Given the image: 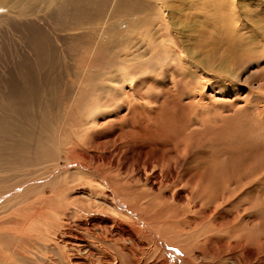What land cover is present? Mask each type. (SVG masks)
Listing matches in <instances>:
<instances>
[{"label":"bare ground","instance_id":"6f19581e","mask_svg":"<svg viewBox=\"0 0 264 264\" xmlns=\"http://www.w3.org/2000/svg\"><path fill=\"white\" fill-rule=\"evenodd\" d=\"M183 2L156 1L155 17L161 22L150 30L153 50L119 54L114 62L100 52L99 44L118 27L110 28V35L95 36L93 49L86 45L90 52L79 57L78 74L70 79L61 64L62 33L76 37L72 31L79 23L70 22L78 16V0H0V264H49L51 256L65 264H169L164 242L178 244L186 254L200 244L232 260L230 264L242 259L255 264L251 257L264 251V222L255 229L238 227L240 213L225 211V191L234 182L253 178L262 165L237 174L226 167L215 170L212 164L194 165L188 156L181 157L190 145L176 147V153L172 139L182 136L188 124L190 135L210 128L211 118L220 120L239 106L232 109L237 93L223 84L227 79L237 82L236 61L249 57L264 30L248 25L236 0H212L216 5L209 18L194 28L197 41L203 38L206 44L204 39L211 36L204 26L209 25L228 51L209 56L190 40L195 35L178 30L181 21L176 24L168 17V12L180 14L181 6L204 15L209 0ZM123 6L124 0H111L109 20ZM182 13L186 19V11ZM245 37L250 39L239 45ZM147 41L140 35L139 49ZM187 78L220 83L212 89L211 105L199 102L204 86L195 85L196 96L192 91L171 94L181 86L180 79L187 85ZM253 93L248 91L246 98ZM215 95L221 100L215 101ZM35 165L40 168L32 172ZM258 203L250 208L252 214L264 213V200ZM201 217L207 230L199 223ZM192 225L194 238L188 233ZM249 244L257 249H245ZM189 260L187 264H198Z\"/></svg>","mask_w":264,"mask_h":264},{"label":"rangeland","instance_id":"374dc122","mask_svg":"<svg viewBox=\"0 0 264 264\" xmlns=\"http://www.w3.org/2000/svg\"><path fill=\"white\" fill-rule=\"evenodd\" d=\"M132 1L131 0H124V6L119 9V12L116 15V19L111 21V20H109L110 15H109V12L107 11L109 6L111 5V0H106V1L105 0H100V1L99 0H78V4H80V9H81V10L79 9L78 16H74L73 18H71L72 21L69 19L70 17L67 19V21H64L66 23L70 22V21H71L70 23H72L74 21L79 23V26H77L72 31L75 33L76 37L72 38V40H71V39H69L70 36L68 34L62 33V45H61V47H62V51L64 52V55H63L61 64H62V68L68 69V76L70 79H72L73 75L77 76V74H78L79 69L75 66V64L79 60V57L88 56V54H89L88 52H90V51L87 48H90V50L93 49L95 46L94 43L96 41V38H99V39L103 38L105 36V33L108 34L109 32H111L108 30L110 28L115 29L118 27L117 29H115L118 31L112 30L111 39H110V37H104L102 39L103 42H101L102 40H100L99 44L101 45L100 52L106 56L112 57L114 59V62L118 61V58H120L119 54L121 55L123 53H133V52L139 53V51H141V50L148 52V51H151L155 48V42L156 41L154 40V35L150 32V30L153 31L154 26L156 24H158V22L159 23L161 22V19L159 20L157 18L158 16L155 15V14H157V12H156L157 10L155 11V9H157V8H155V6H157V4H155L157 0H148V3H147V0H145V1L139 0V1L145 2L144 4H143V2L139 3L138 0L137 1L132 0ZM177 1H178V4H180V5H182L184 3L183 0H177ZM211 1L212 0H209V8H208V10H205L206 14H204V15H201L199 10L194 9L193 11H187L184 6H181V11L182 12L186 11V13L188 14V17L186 19H183V13L182 12L180 14H178V12H168V17L170 19H172V17H173V20L175 21L176 24L181 21V23L177 27L178 30L185 32V33H189V36H190V34H192L191 36L195 35L196 37H195L194 41L192 38L190 40H192V42H194V43L197 42V44L200 46V49L201 50L204 49L203 51L206 52L209 56L216 55V58H217V56L219 57L220 53L224 54V51H228V50H226L227 46L225 45L224 42H221L220 38L215 39L213 37V36L216 37V35L218 36L219 33L217 31H215L211 26L205 25L204 26L205 30L209 31V34L207 33L208 36H211V37L206 38L207 40L204 39L206 41V44H205L203 42V38L201 40H199L200 39L199 38L197 41L198 35H197V32L194 30L197 23L204 21V20L209 18V16L207 14L211 13V10L216 5V4H211L212 3ZM92 2L93 3L95 2V4H93ZM104 3H106V4H104ZM65 4L63 6V9L67 11L70 6L67 4L65 5ZM236 4H238V7L240 9L239 11H241V12L246 11L247 15L245 16V18L250 22V23H248V25L251 26V28L255 29L252 25H254L256 23V25L261 26L264 30V27H263L264 26V12H263L264 11V0H236ZM145 5H148V6L152 5V6H150L151 8L150 7L146 8ZM101 6H102V8L100 9ZM96 8H97V10H96ZM239 11H237L236 15H238V17L240 18L239 20H241V18H243L242 17L243 15ZM88 14L89 15L91 14V15L89 16ZM155 16H157V17H155ZM117 19L119 21H117ZM120 20L122 21L121 23H119ZM66 23H63V24H66ZM108 23H111L112 26L110 27V25H108ZM113 23H115V24L119 23V25H113ZM107 25L109 26L108 28L105 27ZM122 25H124V26H122ZM142 25L145 28L142 29ZM68 26H69V24H68ZM106 29L108 31H106ZM82 32H85L86 35H85V33L83 34ZM92 32H94V33H92ZM81 34H83L85 37ZM109 35H110V33H109ZM140 35H143L146 39H148L146 45L143 46L141 49H139L140 48V46H139V36ZM156 35L159 36L160 34H156ZM87 36H88V38H87ZM93 36H94V38L96 36V38L94 39ZM258 38H259V42L253 43L254 49L250 50L249 57H247V55H245L243 60L236 61L235 67H236V69L239 68L237 70V74H238L237 75V82L233 83L234 80L227 79L224 82L225 84H223L227 88L232 89L233 92L237 93V96L234 99L236 104L235 105L231 104L232 109L234 106H237V104L239 106L235 107V110L231 111V114H230V112H228V114L223 116V118L220 120L214 119L215 117L211 118L210 119L211 120L210 121V126H211L210 128L207 127V128L200 129V130L196 131L195 134L190 135V131L192 130V126L190 124H188L189 129L187 130V127L185 129H183V133L181 134L182 136L172 139V144L175 143V149H176V147L181 149L188 144L190 145V147H188L189 149H188L187 153L184 152V156H181V157L185 158L186 156H188V158H190L188 160H191L192 164L194 163V165H198L199 163L212 164L213 166L216 165V168L215 167L211 168V169L215 168V170H217V168H219V167H226V170H228L227 172L231 171V173H233V174H237V173L242 172L243 169H241V168L253 166L255 164L262 165V167L259 169V172H257L256 174L253 175V178L254 177H256V178L253 179L251 176L250 178H248L249 181L247 179H243V180H241V183H243V184H241V183L235 184V182H234L232 186L230 185V187L232 189L228 186L226 191H225L227 199H229V201H227V199H226V202H228V203H227V207L225 208L226 209L225 211H226V213L230 214V216H232L233 213H236L237 215L240 213L238 215V219L236 220V225L240 228H243V229L245 226L247 228L255 229V227H257V225H260L264 222V213L253 212V214L255 215L254 216L252 214L253 210L250 209V208H254V207L258 206L257 205V204H259L258 200H259V202L264 200V190H263L264 189V186H263L264 185V183H263L264 182V119H263L264 118V33L260 32ZM78 39H79V42H78ZM88 39H90V40L94 39L93 40L94 42L93 41L90 42V40L87 41ZM249 39L250 38H248V37H245V39L242 38L240 40L242 42L239 41V45H242L245 40L248 41ZM156 40H157V38H156ZM127 41H128V46H126V45L124 46V43ZM66 42H67V44H66ZM105 42H106V44H105ZM78 44L80 45L79 47H78ZM90 44L92 45V47H90ZM86 45L87 46L89 45V46L87 47ZM131 49H133V51ZM237 51L238 52H244L242 50H237ZM230 54H232V53H230ZM136 55H139V54H136ZM76 56H77V59L75 60ZM181 82H182V80L180 79L179 84L182 87L180 86L178 88V90H175V92H172L171 94H173L177 97H180L181 95H180L179 91H181V93H182V92H190V91L193 92V90H194V92H195L196 91L195 85H197L198 88L201 86L203 88V86H204L202 93L199 95L200 96L199 102H202V100L203 101L207 100L206 102L208 105H211V102H212L211 97L215 93L212 91V89L216 90L218 85L220 84L219 82H218V84H216V82H214V81H212L213 83L211 82V83L207 84L208 82L206 80L195 79V81H194V80H191L189 78H187V83H188L187 85H185L184 82H183L184 84H182ZM250 90H253L254 93L250 96V98H246L245 95ZM194 92H193V96H196L194 94ZM215 96H216L215 101L217 100V97H218V100H221V98H222L220 95H215ZM233 96L234 95L230 96L229 98L232 99ZM184 97L185 96L181 97L182 98V104H186L185 102H188V100L186 98L184 99ZM204 98H206V99H204ZM195 101H197V98L195 99ZM243 102L246 103V105L244 106L245 109L241 107L243 105L242 104ZM224 103H226V102H224ZM218 106L219 105H217L215 107L217 108ZM226 106H228V104ZM219 107H221V106H219ZM242 111H244V112H242ZM217 112H219V111L217 110ZM243 113H244V115H243ZM219 114H220V117H222V115L224 113L219 112ZM240 117H241V119H239ZM224 123L226 125H224ZM218 124L225 126V128H222L223 129L222 130L221 127L218 126ZM211 135H213V136H211ZM196 143H197V145H196ZM198 143L200 145H198ZM193 144L195 146H193ZM179 145H180V147H179ZM191 146H193V147H191ZM197 146H198V149H197ZM192 151H193V153H192ZM176 153H178L177 149H176ZM200 157L202 159H200ZM196 158H199V159H196ZM222 163H224V164H222ZM61 164L63 165V162H61ZM38 168H40V167L37 165L33 166L32 172H35ZM228 168H230V169H228ZM218 170H220V169H218ZM255 175H257V176H255ZM212 180H215V179H212ZM261 180H262V183H261ZM14 181H19V180L15 178ZM257 183H259V184H257ZM253 191L255 193H253ZM260 191L261 192L263 191V192L261 193ZM237 192H239V193H237ZM242 192H243V194H242ZM246 193H248V195L250 197H248V195L246 196ZM238 194H240V195H238ZM261 194H263V195H261ZM244 195L246 198H243ZM248 199H252V200H248ZM234 202H236V203H234ZM241 202H242V204H241ZM252 204H253V206H252ZM228 205H229V207H228ZM212 206H214V204ZM239 207L240 208L242 207L241 208L242 210L239 209ZM220 211H223V210L221 209ZM249 211H251V212H249ZM243 212H245V213H243ZM249 213H250V216L248 215ZM242 214H244V215H242ZM243 216H247V218L246 219H240V217H243ZM261 216H262V218H261ZM205 217H206V215H205ZM205 217H201L202 219H201V221H199V223L202 224L203 230L208 229L206 224H205ZM249 219H250V221H249ZM251 219H253V220H251ZM195 230H196V227L194 225H192V227H190V230L188 231V233L192 235V238H194L193 235H195L197 233ZM178 236H181V235H178ZM199 245L200 244L195 245L186 254L183 252L182 248L180 246H178V244H176V243H174V245L166 244V242H164L163 245L161 244V246L164 247L163 249H165V252L167 254L166 260L168 261L169 264H187V263L191 262L189 259L194 260L198 264L199 263L200 264H230L232 262V260H224V258L219 253L212 252L210 249H204L203 247H201ZM246 246H245V249H247L249 247H251L250 250L257 249L255 244H249L247 247ZM196 252H197V254H196ZM51 257H52V259H51L49 264H65L63 260H61V259L56 260L55 257H53V256H51ZM213 260L214 261L217 260V261L214 262ZM239 261H242V262H239L236 264H247L246 261H244L243 259L239 260ZM251 261L255 262V264H264V251L262 253H259V254L257 253L255 255H253L251 257Z\"/></svg>","mask_w":264,"mask_h":264}]
</instances>
